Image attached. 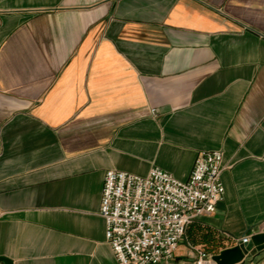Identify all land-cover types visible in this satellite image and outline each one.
Instances as JSON below:
<instances>
[{
	"label": "crops",
	"instance_id": "0c3cea01",
	"mask_svg": "<svg viewBox=\"0 0 264 264\" xmlns=\"http://www.w3.org/2000/svg\"><path fill=\"white\" fill-rule=\"evenodd\" d=\"M214 150L224 196L169 264L264 231V0H0V256L119 264L105 173Z\"/></svg>",
	"mask_w": 264,
	"mask_h": 264
},
{
	"label": "built area",
	"instance_id": "2783aa9c",
	"mask_svg": "<svg viewBox=\"0 0 264 264\" xmlns=\"http://www.w3.org/2000/svg\"><path fill=\"white\" fill-rule=\"evenodd\" d=\"M223 153L201 152L187 180L160 168L140 176L110 169L105 173L100 214L119 264H168L197 217L215 212L225 188ZM251 236L242 237L247 243ZM195 264H216L197 249Z\"/></svg>",
	"mask_w": 264,
	"mask_h": 264
},
{
	"label": "water",
	"instance_id": "95a60500",
	"mask_svg": "<svg viewBox=\"0 0 264 264\" xmlns=\"http://www.w3.org/2000/svg\"><path fill=\"white\" fill-rule=\"evenodd\" d=\"M253 249L258 251L264 249V231L252 234L247 243L240 241L234 247L221 250L220 253L213 255V260L216 264H239ZM0 261L5 264H13L12 260L3 256H0Z\"/></svg>",
	"mask_w": 264,
	"mask_h": 264
},
{
	"label": "rangeland",
	"instance_id": "374dc122",
	"mask_svg": "<svg viewBox=\"0 0 264 264\" xmlns=\"http://www.w3.org/2000/svg\"><path fill=\"white\" fill-rule=\"evenodd\" d=\"M197 259V255L194 259V261H192L190 264H195V261ZM170 263V262H169ZM168 263V264H169ZM249 264H264V254L263 255H259V256H255L250 262Z\"/></svg>",
	"mask_w": 264,
	"mask_h": 264
},
{
	"label": "trees",
	"instance_id": "16d2710c",
	"mask_svg": "<svg viewBox=\"0 0 264 264\" xmlns=\"http://www.w3.org/2000/svg\"><path fill=\"white\" fill-rule=\"evenodd\" d=\"M192 225V224H191Z\"/></svg>",
	"mask_w": 264,
	"mask_h": 264
}]
</instances>
